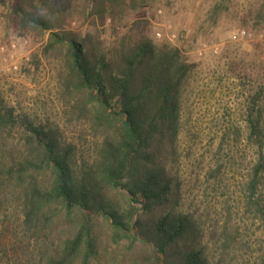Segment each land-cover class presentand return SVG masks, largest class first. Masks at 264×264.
Returning <instances> with one entry per match:
<instances>
[{
  "label": "rangeland",
  "instance_id": "obj_1",
  "mask_svg": "<svg viewBox=\"0 0 264 264\" xmlns=\"http://www.w3.org/2000/svg\"><path fill=\"white\" fill-rule=\"evenodd\" d=\"M19 2L36 5V0ZM9 3L0 0L2 104L35 125L58 129L62 141L74 146L77 164H91L101 135L74 109L77 98L64 87L62 56L42 55L49 32L19 26L18 21L11 25ZM123 9L88 19L75 15L59 30L89 36L95 53L108 59L132 29V36L142 35L180 53L188 72L177 95V135L173 146H165L157 157L178 189L175 210L196 223L198 250L208 264H258L264 255V222L248 203L247 184L264 140L253 139L248 120L251 96L264 88V0H126ZM239 30L249 38L231 41ZM156 32L162 37L156 39ZM129 39L128 44L135 41ZM260 128L264 136V119ZM9 133L17 141L22 130L16 127ZM112 196L124 200L121 192ZM19 205L0 199V264H10L14 252L37 261L40 248L51 251L73 229L71 219L60 215L50 226L44 249V240L25 237ZM226 235L234 242L225 253ZM109 236L108 224L99 218L98 256L89 264L122 261L127 241L116 245ZM135 247L142 248L139 243Z\"/></svg>",
  "mask_w": 264,
  "mask_h": 264
},
{
  "label": "trees",
  "instance_id": "obj_2",
  "mask_svg": "<svg viewBox=\"0 0 264 264\" xmlns=\"http://www.w3.org/2000/svg\"><path fill=\"white\" fill-rule=\"evenodd\" d=\"M125 4L126 0H36L35 6H26L10 0L11 25L18 21L19 26L49 32L42 55L62 56L64 87L77 98L74 109L101 135L92 163L78 165L74 146L62 141L58 129L15 116V110L0 100V199L20 204L25 237L44 240L43 248L60 215L73 224L70 235L51 251L40 248L37 261L31 256L23 260L14 252L10 264L77 260L89 264L98 256L99 218L108 224L114 244L127 241L119 264H208L198 250V227L175 210L178 189L167 177L165 163L157 159L165 146H173L177 135V95L188 72L180 53L142 35L134 37L132 29L108 59L95 53L89 36L59 30L72 16L115 15ZM127 39L133 42L128 44ZM250 102L248 123L253 139L260 142L264 88L259 87ZM16 127L22 135L14 141L9 131ZM263 148L260 145L247 184V198L264 222ZM117 192L123 201L113 198ZM224 239L226 253L234 238ZM258 264H264V255Z\"/></svg>",
  "mask_w": 264,
  "mask_h": 264
},
{
  "label": "built area",
  "instance_id": "obj_3",
  "mask_svg": "<svg viewBox=\"0 0 264 264\" xmlns=\"http://www.w3.org/2000/svg\"><path fill=\"white\" fill-rule=\"evenodd\" d=\"M158 14L160 15L161 12L158 11ZM249 34L245 31V30H239L235 33H233L230 37L231 41L233 42H240L241 40H247L249 38ZM162 37V33L161 32H156L155 33V38L156 39H159ZM22 44L25 46L26 45V42H22ZM11 48L12 49H15V45L14 44H11Z\"/></svg>",
  "mask_w": 264,
  "mask_h": 264
}]
</instances>
